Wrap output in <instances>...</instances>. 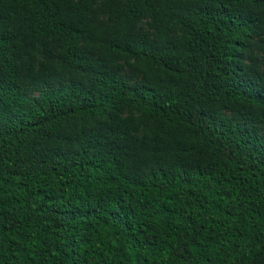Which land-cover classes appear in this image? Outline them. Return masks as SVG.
<instances>
[{
	"label": "trees",
	"instance_id": "obj_1",
	"mask_svg": "<svg viewBox=\"0 0 264 264\" xmlns=\"http://www.w3.org/2000/svg\"><path fill=\"white\" fill-rule=\"evenodd\" d=\"M0 264H264V0H0Z\"/></svg>",
	"mask_w": 264,
	"mask_h": 264
}]
</instances>
